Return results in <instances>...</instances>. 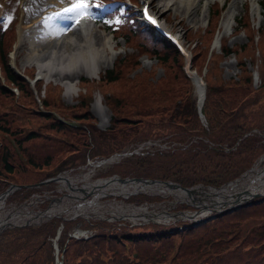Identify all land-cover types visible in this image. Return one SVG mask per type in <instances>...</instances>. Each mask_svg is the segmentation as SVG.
<instances>
[{"label":"trees","instance_id":"trees-1","mask_svg":"<svg viewBox=\"0 0 264 264\" xmlns=\"http://www.w3.org/2000/svg\"><path fill=\"white\" fill-rule=\"evenodd\" d=\"M219 10L218 6L213 7V27L204 29L211 35L216 28ZM100 18L105 16L100 15ZM237 22L239 29L251 34L253 26L247 10ZM3 25H0V191L11 182H36L82 164L88 157L109 156L132 142L160 135L169 134L179 145L171 149L157 148L145 154L134 153L115 164L108 173L171 179L187 186L198 182L218 186L239 176L253 164L256 156L264 153L263 123L260 119L248 121L245 113L248 104H257L262 97L260 91L249 89L252 76L244 75L242 82H225L217 89L208 84L203 105L207 127L199 117L191 79L179 68L176 78L181 80L182 73L186 78L185 87L179 92L182 93L179 102L168 103L169 92L175 90L168 83L154 90L155 100L149 107L142 109L140 100H135L133 104L137 108L129 113L125 105L132 106L133 100L129 102L108 94L107 104L112 111L110 123L99 129L90 111V90L83 92L75 104L67 105L61 96L62 85L41 79L37 81V88L45 90V95L42 106L39 105L28 81L9 62L7 49L14 28ZM110 28L113 33L121 32L126 40L135 41L143 52L157 57L163 65L175 69L181 65L182 55L178 50L143 26L134 14H124L122 23ZM261 32L264 33V25ZM246 46L248 44L240 46V50ZM224 53L227 57L237 51L225 47ZM199 55L200 52L196 54L197 57ZM130 58V55L120 56L117 63L107 69L104 80H120L127 70L123 64ZM242 70L246 72L245 65ZM12 87H17L18 93ZM150 99L153 100L152 97ZM256 106L252 114L259 116L262 108ZM168 107L170 111L166 118L148 123V117L162 113ZM52 108L69 110L80 120L79 126L66 125L45 112H52ZM31 122L38 126L31 125ZM139 123L148 125L132 135L130 127ZM255 128L257 131L253 132ZM39 137H43L40 143L60 144L61 147H52L43 154L30 151L26 162L19 161L11 144H19L24 150V144H35L28 142ZM33 190L17 189L8 196V200H22ZM130 199L157 200L161 196L139 194ZM261 209L264 210V200H255L231 211L220 212L199 224L185 220L169 224L148 222L140 226H118L106 219L92 223L84 218L65 220L58 239L61 251L64 247L62 264H264V221L252 227L245 226L251 217H264ZM60 222V218L54 217L37 226H14L6 230L12 236L6 239L0 236V264H56L52 237ZM78 225L93 228L95 235L86 240L70 237L65 243L70 231Z\"/></svg>","mask_w":264,"mask_h":264},{"label":"rangeland","instance_id":"rangeland-1","mask_svg":"<svg viewBox=\"0 0 264 264\" xmlns=\"http://www.w3.org/2000/svg\"><path fill=\"white\" fill-rule=\"evenodd\" d=\"M129 1L131 5L123 2V3H116L115 0H88L89 4H92V2L95 5H104V6H110L111 11H108L107 13H116L120 16L119 13L116 12L117 9L121 8L124 14H134L136 17L140 16V9L143 3V0H125ZM161 1H168V0H161ZM208 5L211 6V12L213 10V7L219 6L222 2H219L218 0H208ZM62 4L60 6H49L48 3H46V0H0V25H3L5 28H9V26L12 25L14 28L13 37L10 39V46L7 49L8 54L14 56L15 65L16 67L21 70L23 73H29L32 74L35 80H37V77L40 76L38 72V66L37 63L34 60H29L28 55L32 53L33 55H41L44 60L47 59V54L43 55L45 52H48L47 49L42 50L39 47L36 46V40L41 38L42 40L47 39L50 35V32L55 31L59 24H61L62 21L70 22L69 25L72 26V24L77 25L79 24L78 19H71V20H65V19H56L55 17L57 14L63 12L59 11L56 12V10L60 8H68L71 5V0H61ZM205 0L200 1V4L198 5L199 9L198 12L202 13L201 19L198 21H193L191 18L192 16L189 15L186 11H179L175 7L173 8H163L161 11V18L166 25L173 30V32H177V36L182 40V42L185 44V46L189 49L190 53V62L189 64L195 65L196 70L198 74L202 75L203 80L205 82V87L207 89L208 84L213 86V89L219 88L220 84H223L225 82H232V80L240 81L242 82V77L244 75L252 76L253 82L251 83L249 89L250 90H256L260 91L262 94V97L257 102V104H248L245 110V113L247 115V120L249 121H256L261 120L264 126V33L262 34L261 29L264 25V0H261L260 5H257L255 1H248V0H242L240 3L234 2V0H225L224 1V10L222 13V16L217 19L216 21V28L214 32H206L204 29H210L212 26V13H208V8L203 6V3ZM161 3L159 0H153L151 6L153 5V8L157 9L161 7ZM53 7V9H52ZM52 9V10H50ZM128 9L130 11H128ZM231 9L235 10L236 17L231 22H226V24H223V18L227 16V11H230ZM120 10V9H119ZM249 11L250 14V21L252 23L251 28L252 31L249 34V31H244V29L238 28V20L240 16L244 15L245 11ZM98 11H93L89 7L88 14L92 16L94 19L99 18ZM109 14V15H111ZM109 15H106V19H103L102 21H96L95 25L101 30L110 35L111 39V47L107 48L108 54L111 56L114 54V58L110 63H107L105 66L101 65V71L98 74V76H88L85 74H82L80 77L76 78L75 88L68 92L66 89V86L62 85V92L61 96L64 100V102L67 105H73L78 100L81 99V95L84 92H88L90 90L92 92V97L90 98L91 101V108L90 111L92 112L93 116L96 119V125L99 129H104L106 126L109 125L110 118L112 115V111L110 107L107 104V98L106 96L108 94H111L113 97L118 96L120 98H124L131 102L133 100L132 104L135 100H140L141 102V108L145 109L149 107L151 103L154 102V90L156 88H159L163 85H170L175 88V90H171L169 92L167 100L168 103H171V101H180V97L182 93H179L182 91L186 84V78L183 76V73H186V64L187 58L182 55L180 58L181 65H177L176 69L171 68L168 65H163L160 63L157 59V57L148 54L147 52H143L141 50V47L136 44L133 40H126L121 32H115L111 30L110 26H114L116 23H119V16L112 15L109 17ZM10 18V19H9ZM100 19V18H99ZM46 20V21H45ZM72 22V23H71ZM140 22V21H139ZM145 26V24H143ZM152 31L157 32L152 26H147ZM54 30H53V29ZM22 32L23 37L20 39V33ZM158 34V33H157ZM159 35V34H158ZM10 35H8L9 38ZM161 36V35H159ZM63 35L59 37V39H62ZM245 49L240 50V46L246 45ZM16 46V47H15ZM225 47L234 48L237 53H233L226 57L224 51ZM239 48V49H238ZM200 52V55L197 57L196 54ZM123 55H130V61L129 59L126 60L123 64L127 68L125 73L121 76V79L117 82H107L104 80L103 76L105 73H107V69L112 68L117 61L119 60L120 56ZM136 63H139L136 65ZM245 65L246 72H243L242 68ZM181 68L182 74H181V80H178L176 78L175 73L177 74ZM29 69L32 70V73L29 72ZM1 74V69H0ZM44 80V79H43ZM45 81V80H44ZM191 81V89L195 90L197 93V87L194 86L192 79ZM46 82V81H45ZM52 83L55 85V83L52 81ZM168 83V84H166ZM60 84V83H58ZM104 84V85H103ZM103 85L104 87H101ZM37 82L34 85V88L32 87L34 92V98L39 103L40 106H42V98H44L45 90L38 89L37 88ZM178 93L180 96H177ZM207 93V92H206ZM196 95V94H195ZM150 97L153 98V100L150 99ZM98 102L101 103V106H98ZM258 105L260 108H262V113L259 116H254L252 114V111L254 108H257ZM190 106V102L187 104V110ZM126 112H131L135 110L137 107L130 105H125ZM54 109L52 112L45 110L47 113H51L52 116H54L57 121L62 122L66 125H69L71 127H78L80 120L71 115L69 113V110H63L52 108ZM80 109H78L79 111ZM170 107L165 109L162 113L158 112L157 114H153L152 116L148 117V123L155 122L160 120L161 118H166L169 114ZM30 118V117H28ZM152 122V123H153ZM148 123L142 124L139 123L138 125H134L130 127V130L132 131V135L137 134L140 132L141 127L148 125ZM31 125L38 126L36 123L31 122ZM153 127L152 125H150ZM157 130H159L158 125H155ZM53 132V131H51ZM7 138L10 136L5 134ZM43 140V137H39L35 140H29L28 143H35V144H24L25 149L22 150V148L19 146V144H11L15 149V155L17 156V159L21 162H26L28 159L27 153H30V151H35L36 153L43 154L47 151H49L52 147L60 146V144H43L40 143ZM138 144L135 146H130ZM174 145L175 141H173L170 138V135H160V137L154 136L153 138L149 139H142L141 141H136L128 144L129 148L123 149V151H126V154L132 153L135 150H142L145 149V147L148 146H155V147H164L163 145ZM179 144H175L174 146H177ZM161 147V148H162ZM173 147V146H172ZM47 150V151H46ZM128 156V155H127ZM261 156H256L254 160H256V163H259L260 165H264V158ZM121 159V158H120ZM123 160V159H121ZM119 161V160H118ZM116 161V162H118ZM102 162V161H101ZM116 162L112 164H116ZM107 161L105 162H93V163H85L81 166H76L74 169L67 171L66 175L71 179V176H73L74 182H76L79 185H83L87 180L93 181L97 179L99 171L106 170L108 173V170L114 168V165L109 163ZM107 166H109V169H105ZM90 172L89 177L87 174ZM20 173V172H19ZM26 174V173H25ZM86 174V175H85ZM101 174L105 175L104 172H101ZM17 177L18 175L15 174ZM83 176L87 178H82ZM82 179H79V178ZM19 178V177H18ZM90 178V179H89ZM20 179V178H19ZM1 180V177H0ZM9 185V184H8ZM117 185V184H116ZM119 185V184H118ZM67 185L62 182H56L54 185L55 189H58L57 191H67L70 193L72 191L73 195H68L64 197L62 200H60L59 205L62 206L65 209V212H68L70 210H73L75 207L74 205L78 204V201H81V197L85 196L83 191L79 189H72L69 190L66 187ZM8 187V186H7ZM7 189V188H6ZM4 189V190H6ZM3 191V190H2ZM18 194L17 196L23 197L22 194ZM14 193V194H15ZM52 191H45V195L51 194ZM75 193V194H74ZM125 195V193H122ZM36 194L32 195L30 199L23 201V199H19L16 203H9L6 202L4 205L6 207H12L16 205L23 204L25 202H32L33 204H29L32 208H37L38 206V200L39 198H36ZM86 197L88 200L92 199L89 194H86ZM102 199L108 198L110 199V195L105 194L104 196L100 197ZM113 200H117L121 203L128 204L129 201H126V198H119V195L115 198H111ZM166 200H161V202H153L151 203L152 206H149V209H155L159 211H166L169 210L171 212L175 211L172 207L174 204H176L174 201L178 199V196L175 193L169 194L165 196ZM138 201V200H137ZM87 202V201H85ZM141 202H138L137 205H140ZM83 204L85 211L94 213L90 210L91 206L90 203H80ZM3 205V206H4ZM31 208V209H32ZM128 208L125 209V213L127 212ZM81 213L82 216H92L94 215L96 217L97 214H90V213ZM108 212V211H105ZM261 212H264L263 209H261ZM33 214V209L30 212ZM117 212H110V213H102V215H109V214H116ZM26 218H22L18 223L19 225L23 224V220ZM34 219H37L36 217ZM92 219V218H89ZM130 219V218H129ZM137 220V226H140L144 224L145 222ZM264 221V217H251L247 220L245 223V226L252 227L254 224H258ZM27 224V223H26ZM18 225V226H19ZM135 225V224H134ZM133 225V226H134ZM23 226V225H22ZM37 226V225H35ZM14 223L7 224L6 227H3L0 229V236L3 235V239L10 238L12 236L11 233L5 232L6 230L13 228ZM5 232V233H4ZM51 238V237H50ZM1 239V237H0ZM1 241V240H0ZM55 252V251H54ZM60 255H57L55 253V259L59 258ZM57 261V260H56ZM55 261V262H56Z\"/></svg>","mask_w":264,"mask_h":264},{"label":"bare ground","instance_id":"bare-ground-1","mask_svg":"<svg viewBox=\"0 0 264 264\" xmlns=\"http://www.w3.org/2000/svg\"><path fill=\"white\" fill-rule=\"evenodd\" d=\"M144 1L147 4H152L153 0ZM200 1L202 0H159V2H162L161 7L158 8V10L155 8L152 14L155 16L157 21H161V10L163 8L175 7L179 11H186L192 16L191 19L193 21H198L202 16V13L198 12V5L200 4ZM220 1L224 2V0ZM241 1L242 0H234L236 3H240ZM248 1H255L257 5H260L261 3V0ZM46 2H48L50 6H53L59 5L60 0H46ZM208 3L209 1L205 0L203 6L208 8L207 11L210 14L211 6H209ZM235 17V10L231 9L230 11H227V16L223 18L224 20L222 22L225 25L226 22L229 23L234 20ZM81 18H83L82 26H80V24H72L71 26L69 25L70 22L62 21L55 31L50 32V35L47 39L42 40L39 38L36 40L37 47L42 50H48V52L43 54H47L46 60H44L41 55H33V52L28 55L29 60L32 59L37 63L39 69L38 72L43 75V77L48 79V81L52 79L59 81L64 86H66L68 92H71L75 88L76 85L74 81L76 78L80 77L82 74L91 77L98 75L101 71V65L105 66L114 58V54L110 56L107 52V48L112 46L110 42L111 36L104 33L102 30L100 32V29L95 25L94 18ZM61 35H63V38L59 39ZM22 37L23 35L21 32L20 39ZM97 104L99 107L101 106L100 102ZM89 175L90 172L87 174V176L89 177ZM82 178L87 177L83 176ZM82 178L80 177L79 179ZM74 179L75 178L71 176V180L74 181ZM84 184L87 188L93 187L94 189L98 190L95 192V197L87 202H90V210L94 213H103L105 211L112 213H125V209L128 208L127 211L134 212L136 215L146 214L145 210H147V207L145 205L134 206L130 204H123L113 199H97V196H102L108 192L140 189L147 191H158L163 194H166L168 191H173L176 193V195H182V197L187 195L186 190H180L174 186L165 187L162 185H156L159 187H155L151 184H145L143 182L118 183L111 180V178L97 179L93 181L87 180ZM116 184H119L118 187L112 188V186ZM193 188L197 192V195L194 197V201L201 203L202 207L213 209L224 203L225 200L234 198L238 193L243 194L245 192V195L247 192L264 191V165L262 166L259 163H256L250 170L242 175L238 181H228L220 188H213L210 186H196ZM69 194H73L72 191H70ZM82 197L81 201H78L79 203L84 202ZM3 198H0V229H2L7 224L19 222L21 218H27V216L31 215L30 212L32 209L30 208L29 204L24 203L12 207H6L4 205L5 200ZM58 210L59 212H62V209H60L57 204L52 205L44 211V215L59 213ZM76 211L82 212L84 210L82 208L75 207L72 212L75 213ZM164 214V212H161L160 217H163L162 215ZM203 214H206V212Z\"/></svg>","mask_w":264,"mask_h":264},{"label":"water","instance_id":"water-1","mask_svg":"<svg viewBox=\"0 0 264 264\" xmlns=\"http://www.w3.org/2000/svg\"><path fill=\"white\" fill-rule=\"evenodd\" d=\"M62 177L63 176L57 175L55 177L48 178L46 181L56 180V179L62 178ZM110 178L111 179L112 178H116V180H122V181H128V182H143L145 184L154 185L155 187H159L160 185L165 186V187L174 186L176 188H179L180 190H186L188 198H183L182 200H185L187 203H190V204L194 205L195 207H197V209L194 212H192V214H185V210H178V211H174V212H168V213H170L171 215H174V216L177 215L178 213H183L188 218H194L195 215L199 214L202 209H207L206 207H202L201 203H197V202L194 201V197L197 195V192H196V190H194L193 187H196V186L205 187L206 185H203V184H198V185L192 186V187H186V186L181 185L179 182H175V181H172V180H164V179L151 178V177H137V176L122 177V176H120L118 174H115V175L111 176ZM238 180H239V178L233 180V182H236ZM156 185H159V186H156ZM14 186L15 185H11L7 190H5L3 193H1L0 194V198L4 197L6 194L11 192L12 188ZM79 188L84 190V191H86V189L83 188L82 186L79 187ZM169 192L172 193L173 191H168V193ZM244 193L243 194L238 193L234 198L225 200L224 203H222L218 207L213 208L211 210H213L215 212H219V211H222L224 209H229V208H233V207L239 206L242 202L248 201V200L253 199V198L257 197V196L264 195V191L247 192V194H245V195H244ZM6 226H4V227H6Z\"/></svg>","mask_w":264,"mask_h":264},{"label":"snow or ice","instance_id":"snow-or-ice-1","mask_svg":"<svg viewBox=\"0 0 264 264\" xmlns=\"http://www.w3.org/2000/svg\"><path fill=\"white\" fill-rule=\"evenodd\" d=\"M89 7L88 0H71L70 7L57 14L55 18L65 20L78 19L89 12Z\"/></svg>","mask_w":264,"mask_h":264}]
</instances>
